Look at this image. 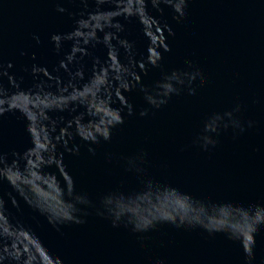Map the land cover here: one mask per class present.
<instances>
[{
	"label": "water",
	"instance_id": "1",
	"mask_svg": "<svg viewBox=\"0 0 264 264\" xmlns=\"http://www.w3.org/2000/svg\"><path fill=\"white\" fill-rule=\"evenodd\" d=\"M0 264H264V0H0Z\"/></svg>",
	"mask_w": 264,
	"mask_h": 264
}]
</instances>
